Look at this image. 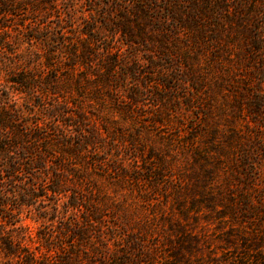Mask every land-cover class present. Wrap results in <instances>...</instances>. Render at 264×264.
I'll use <instances>...</instances> for the list:
<instances>
[{
    "label": "trees",
    "instance_id": "1",
    "mask_svg": "<svg viewBox=\"0 0 264 264\" xmlns=\"http://www.w3.org/2000/svg\"><path fill=\"white\" fill-rule=\"evenodd\" d=\"M0 264H264V0H0Z\"/></svg>",
    "mask_w": 264,
    "mask_h": 264
},
{
    "label": "rangeland",
    "instance_id": "2",
    "mask_svg": "<svg viewBox=\"0 0 264 264\" xmlns=\"http://www.w3.org/2000/svg\"><path fill=\"white\" fill-rule=\"evenodd\" d=\"M102 1H104V2H108V0H102ZM62 7H65V6H67V4L66 3H62V5H61ZM90 6H91V4L90 3H86V5H82V4H79L77 7H76V11H77V14L78 15H82V12H85L86 11V9H89L90 8ZM161 200H162V198H161ZM163 202H165V200H163ZM148 206L146 205V204H144V203H142V213H147V212H149L152 208H150L149 210H148V208H147ZM35 227H38V225L36 224V223H34L33 224ZM206 233H207V237H208V239H209V241L215 246V245H217V244H219L220 242H218V240H217V238H218V232H217V230L215 229V225L214 224H211V226H210V228L209 229H206ZM219 253H220V251L219 250H217Z\"/></svg>",
    "mask_w": 264,
    "mask_h": 264
}]
</instances>
